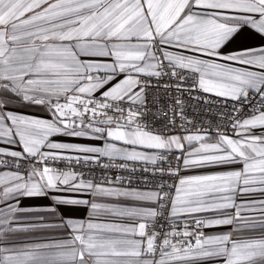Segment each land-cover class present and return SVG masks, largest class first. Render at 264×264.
I'll return each mask as SVG.
<instances>
[{
	"label": "snow or ice",
	"instance_id": "obj_1",
	"mask_svg": "<svg viewBox=\"0 0 264 264\" xmlns=\"http://www.w3.org/2000/svg\"><path fill=\"white\" fill-rule=\"evenodd\" d=\"M0 264H264V0H0Z\"/></svg>",
	"mask_w": 264,
	"mask_h": 264
},
{
	"label": "crops",
	"instance_id": "obj_2",
	"mask_svg": "<svg viewBox=\"0 0 264 264\" xmlns=\"http://www.w3.org/2000/svg\"><path fill=\"white\" fill-rule=\"evenodd\" d=\"M21 111H25V112H32L33 114H37V115H47V113H43V112H35V110H32V109H24V108H21L19 109ZM3 170H7V169H3ZM208 171H217L216 169H196V170H193L187 174L189 175H196V174H201V173H204V172H208ZM181 175H185L184 172H181ZM255 197L257 198H261V194L260 193H255L254 194ZM87 198V197H85ZM25 203H39V204H48L50 203V201L48 200H41V201H25ZM87 214H88V211L87 209L85 208H81L80 210L76 211L74 213L75 216H77L78 218H86L87 217ZM228 229L225 227V228H220V229H212V230H208V229H205V231H212V232H221V231H227ZM63 235L62 232H53L52 230H46V231H41L39 233L36 234V238L38 239H43L44 237L46 236H61Z\"/></svg>",
	"mask_w": 264,
	"mask_h": 264
},
{
	"label": "built area",
	"instance_id": "obj_3",
	"mask_svg": "<svg viewBox=\"0 0 264 264\" xmlns=\"http://www.w3.org/2000/svg\"><path fill=\"white\" fill-rule=\"evenodd\" d=\"M159 91H160V93H161V96L163 97V95H164V90H163V88L161 87V88L159 89ZM155 92H156V89L153 88V89H152V94L154 95ZM197 119H199V117H197ZM222 130H226V129H222ZM165 167H166V166H165ZM94 175H96V177L99 179L100 176L103 175V173H102L99 169H97L96 172L94 173ZM109 175H111V173H109ZM137 175H140V173H137ZM164 179L167 180L169 183H175V182H176V179H175V178H169V177L166 176Z\"/></svg>",
	"mask_w": 264,
	"mask_h": 264
}]
</instances>
